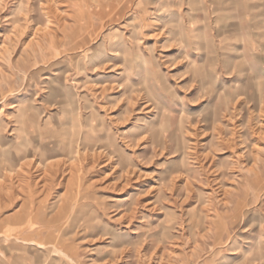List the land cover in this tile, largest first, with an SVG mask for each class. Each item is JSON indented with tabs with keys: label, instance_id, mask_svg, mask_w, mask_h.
<instances>
[{
	"label": "rangeland",
	"instance_id": "1",
	"mask_svg": "<svg viewBox=\"0 0 264 264\" xmlns=\"http://www.w3.org/2000/svg\"><path fill=\"white\" fill-rule=\"evenodd\" d=\"M210 1L0 0V264H264V69L189 43Z\"/></svg>",
	"mask_w": 264,
	"mask_h": 264
},
{
	"label": "crops",
	"instance_id": "2",
	"mask_svg": "<svg viewBox=\"0 0 264 264\" xmlns=\"http://www.w3.org/2000/svg\"><path fill=\"white\" fill-rule=\"evenodd\" d=\"M196 2L197 0H187V4L192 7V3ZM202 5L200 19L192 21L195 23L191 24L189 43L197 48L201 43L204 50L196 49L197 51L211 49V53L216 55L215 60L221 64L230 61L245 62L244 67L247 65L252 71L255 63L261 60L260 67L264 69V37H258L264 33V0H213ZM212 20V24L205 25ZM228 51L236 56L233 58L225 54ZM249 61L252 62L250 66ZM225 67L227 68L226 65ZM225 67L222 66L221 69ZM256 71L252 72L264 75Z\"/></svg>",
	"mask_w": 264,
	"mask_h": 264
},
{
	"label": "bare ground",
	"instance_id": "3",
	"mask_svg": "<svg viewBox=\"0 0 264 264\" xmlns=\"http://www.w3.org/2000/svg\"><path fill=\"white\" fill-rule=\"evenodd\" d=\"M96 57H91L90 60H91V63H93V60L95 59ZM32 109V108H31ZM35 111V110H34ZM31 112V111H30ZM35 113V112H34ZM87 133V132H86ZM85 133V134H86ZM25 135V136H24ZM24 135H20V138H18L20 141L19 143L15 146L14 150L17 151L16 154H15V157H13L11 160H10V167H8L11 171L13 169L16 168V165L17 163L20 164L19 162L23 159H27V158H31L32 160L34 159H42L43 158V154L42 152H44V148H45V145H43V143H41V139L38 141H35L34 139H30L28 133H25ZM83 135H81V137L77 138V150L75 151L76 152V155L74 156L75 159L78 161L79 158H81L82 156L85 157V159L88 157L87 156V153H89L90 149L88 148L87 145L84 144V140L82 138ZM91 138V137H90ZM93 138V136H92ZM51 143H48L47 144H51L53 146H55L56 148L59 149V141H58V137H53L52 139H49ZM43 142V141H42ZM74 141L73 143L71 144H68L67 145V148L66 150L67 151H72L74 150ZM91 145V144H90ZM83 146V147H82ZM32 148H37V151L36 152H32ZM112 154H109V156H111ZM11 156V154H10ZM17 161V163H16ZM45 162V161H44ZM16 163V164H15ZM29 165L28 164H20L19 168H18V176H19V171L21 172L24 168H26L27 166ZM61 165L60 164H56V165H50V166H45V175L46 176H51V177H54L56 176L60 170H61ZM9 180V179H8ZM11 181V179H10ZM64 211H66L67 209V206H64ZM57 217H52L49 221V225L50 224H55L57 221ZM17 229H19V227L21 226L20 223H17V225H15ZM30 228V227H29ZM1 231V229H0ZM17 230H11L10 232H6V233H0V241H9V242H12V241H15L14 243L20 241L17 237H15V234H16ZM4 239V240H3ZM23 243H26L24 245H27V243H30V244H37L39 246H45L44 244H41V243H38V242H34V241H27V240H23ZM55 247V246H54ZM55 249V252L59 253V254H63L58 248L57 246L54 248ZM1 252H3L1 249H0ZM16 264V263H15ZM19 264V263H18ZM35 264V263H34Z\"/></svg>",
	"mask_w": 264,
	"mask_h": 264
}]
</instances>
